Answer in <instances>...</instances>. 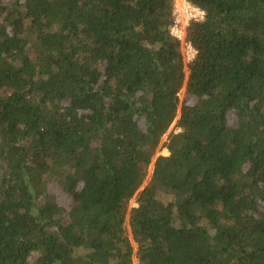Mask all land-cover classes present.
Instances as JSON below:
<instances>
[{
  "label": "trees",
  "instance_id": "obj_1",
  "mask_svg": "<svg viewBox=\"0 0 264 264\" xmlns=\"http://www.w3.org/2000/svg\"><path fill=\"white\" fill-rule=\"evenodd\" d=\"M188 1L186 78L174 0H0V264H264V0Z\"/></svg>",
  "mask_w": 264,
  "mask_h": 264
},
{
  "label": "built area",
  "instance_id": "obj_2",
  "mask_svg": "<svg viewBox=\"0 0 264 264\" xmlns=\"http://www.w3.org/2000/svg\"><path fill=\"white\" fill-rule=\"evenodd\" d=\"M173 18L174 23L170 27V34L187 49V54L183 56V61L185 58L189 66L195 59L197 51L187 39V29L192 23L203 21L205 12L188 0H174ZM133 264L140 263L136 260Z\"/></svg>",
  "mask_w": 264,
  "mask_h": 264
},
{
  "label": "rangeland",
  "instance_id": "obj_3",
  "mask_svg": "<svg viewBox=\"0 0 264 264\" xmlns=\"http://www.w3.org/2000/svg\"><path fill=\"white\" fill-rule=\"evenodd\" d=\"M181 52L183 54V56H186L187 54V49L185 47H183V45L181 44ZM184 65H185V73H186V78L188 76V73H189V70H188V63H187V60L184 58ZM179 97H180V100L183 101L184 98H185V88L182 89V91L180 92L179 94ZM174 130L176 133L178 132L177 129H175V123L172 124V126L170 127L168 133L164 136L163 140H162V144L161 146L158 148L154 158L152 159V163L151 165L149 166L148 168V176L144 182V185H146V183L148 182L151 174H152V171H153V167H154V162H155V159L158 157V156H168L169 155V152L166 148L162 147L163 143L166 141L167 139V135L172 131ZM49 192L55 196L56 198V201L58 202L59 205L65 207V208H69L70 206H72V200L69 196H67L59 187L57 186H54V185H50L49 186ZM136 204H135V199H133L131 202H130V208L134 207ZM131 237V235H130ZM134 245V244H133ZM134 247H136L134 245ZM138 260L136 258V256H134L133 258V263Z\"/></svg>",
  "mask_w": 264,
  "mask_h": 264
}]
</instances>
